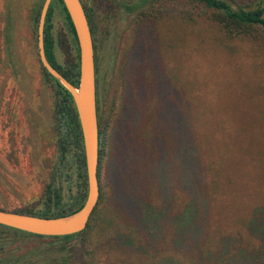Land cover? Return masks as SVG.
<instances>
[{
    "label": "rangeland",
    "instance_id": "rangeland-1",
    "mask_svg": "<svg viewBox=\"0 0 264 264\" xmlns=\"http://www.w3.org/2000/svg\"><path fill=\"white\" fill-rule=\"evenodd\" d=\"M41 2L0 0V206L10 210L41 195L54 150L32 18ZM83 2L103 29V199L91 230L70 241L0 227V258L75 244L76 264H264V38L225 37L191 0ZM52 19L63 64L76 52L60 5Z\"/></svg>",
    "mask_w": 264,
    "mask_h": 264
},
{
    "label": "trees",
    "instance_id": "trees-1",
    "mask_svg": "<svg viewBox=\"0 0 264 264\" xmlns=\"http://www.w3.org/2000/svg\"><path fill=\"white\" fill-rule=\"evenodd\" d=\"M43 1L44 0H42L35 16H33L35 32L37 31V24ZM160 1L165 2L168 0H139L137 5L143 6L148 2ZM191 1L201 4L206 8L208 17L217 24L218 28L225 37L237 38L261 35V37L264 38V0ZM81 2H83V0H81ZM83 4L89 28L92 33L91 35L95 43L97 38V29L95 25L94 12L91 8L87 7L84 2ZM56 5H60L62 8L64 23L67 30H69L71 34V41L76 52L73 58L70 56L71 54H68L67 60L63 64L58 63L54 54L55 41L52 35V15L53 8ZM135 7L136 6L134 5L132 9ZM141 14L143 17L150 16L149 11H142ZM59 43L66 48V51H70L67 39L63 38L62 40L59 38ZM43 46L48 62L69 82L77 86L79 80L78 43L73 24L62 0H51L50 2L44 22ZM94 47L96 48V44H94ZM41 68L44 75L49 80V87L53 98L49 134L54 145L52 156L45 161L47 174L44 180L43 189L39 197L28 202L24 207L16 210H10L0 206V209L41 217H57L73 213L82 206L86 197L87 189L86 172L81 130L72 97L70 93L60 84V82L47 72L42 64ZM99 105L100 101L98 97L96 100L98 127V180L101 162L105 156L108 127L107 121L102 117ZM193 165L195 170V187L200 188V186H202L201 182L203 173L201 170V164L197 158L195 159ZM99 189V199L90 220L86 225V228L75 234L52 237H56V239H60L61 241H70L75 237H79L81 235L84 236L91 230V222L94 219L98 205L103 199L100 184ZM0 227L20 234L41 236L19 231L3 225H0ZM261 234L264 236L263 231H261ZM80 243L82 244L83 240L80 241ZM59 250H62L64 254L45 253L38 256V258H33V253H26L15 258H0V264H76L74 257V252H76L75 244L63 245ZM85 252L89 253V249H85ZM166 261L167 260L162 261L159 264H167Z\"/></svg>",
    "mask_w": 264,
    "mask_h": 264
},
{
    "label": "water",
    "instance_id": "water-1",
    "mask_svg": "<svg viewBox=\"0 0 264 264\" xmlns=\"http://www.w3.org/2000/svg\"><path fill=\"white\" fill-rule=\"evenodd\" d=\"M74 27L79 50V80L75 86L47 60L43 46L44 22L51 0H44L37 25V47L41 64L70 93L79 120L85 172L86 197L73 213L57 217H41L0 209V225L41 236H64L86 228L97 205L100 189L98 170V127L93 62V43L89 24L80 0H62Z\"/></svg>",
    "mask_w": 264,
    "mask_h": 264
},
{
    "label": "flooded vegetation",
    "instance_id": "flooded-vegetation-1",
    "mask_svg": "<svg viewBox=\"0 0 264 264\" xmlns=\"http://www.w3.org/2000/svg\"><path fill=\"white\" fill-rule=\"evenodd\" d=\"M81 3H82L83 8H84L83 2H81ZM12 15H11L10 9L8 8L7 15H6L7 24H6V26L4 28V32H3V41H5V44H7L6 46L8 47L9 53H10V45H9L10 39H9V35L11 33L10 26H11V23H12V20H11L12 17H13ZM94 19H95V25H96V29H97V33H96V37L97 38H96L95 43H94L93 38H92V43H93V62H94V75H95V90H96V100H97V98H98V86H99V74L101 73V67L100 66H101V62L104 63L103 58L101 57L100 53H101L102 46H103L104 43H102V31H103V29L101 27V20L98 19V16L96 15L95 12H94ZM67 33L69 35V38H71V36H70L71 34H70L69 30H67ZM91 37H92V35H91ZM94 44H96V48L94 47ZM70 54H71L70 56L73 58L72 52Z\"/></svg>",
    "mask_w": 264,
    "mask_h": 264
}]
</instances>
